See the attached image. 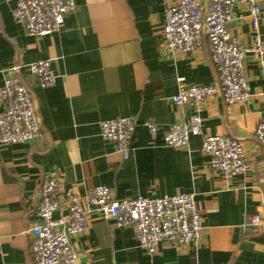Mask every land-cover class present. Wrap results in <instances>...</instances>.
I'll list each match as a JSON object with an SVG mask.
<instances>
[{
	"label": "crops",
	"instance_id": "crops-1",
	"mask_svg": "<svg viewBox=\"0 0 264 264\" xmlns=\"http://www.w3.org/2000/svg\"><path fill=\"white\" fill-rule=\"evenodd\" d=\"M179 1L75 0L76 11L61 32L30 36L13 17L18 0H0V87L10 75L27 86L42 130L33 142L0 143V264H35L30 229L40 223V190L49 176L59 180L62 195L83 197L95 186L110 188L118 200L194 194L204 219L196 244L162 242L150 255L131 226L117 228L93 215L86 232L71 237L78 251L74 264H264V146L254 138L264 120V69L255 55L246 57L250 98L244 104L229 105L217 95L196 107L175 105L179 77L192 85L218 82L206 39L193 53L166 52L165 11ZM259 30L264 41V19ZM231 33L252 44L244 7ZM44 60L57 76L46 88L27 69ZM193 114L202 119V134L184 148L167 146L168 128ZM118 118L138 124L128 159L100 136V123ZM145 121L157 125V134ZM208 135L242 143L246 175L224 176L211 168L202 148Z\"/></svg>",
	"mask_w": 264,
	"mask_h": 264
},
{
	"label": "built area",
	"instance_id": "built-area-1",
	"mask_svg": "<svg viewBox=\"0 0 264 264\" xmlns=\"http://www.w3.org/2000/svg\"><path fill=\"white\" fill-rule=\"evenodd\" d=\"M239 7H244L252 27V44L244 45L231 33ZM75 0H18L13 11L15 21L30 36H46L62 31L65 20L75 13ZM264 19V0H180L165 11L163 36L166 52L193 53L208 42L216 68L218 82L213 85H192L183 77L177 79V93L172 102L177 106H198L206 99L220 95L229 105L244 104L250 98L245 73V59L255 55L264 69V41L260 22ZM50 60L27 65L39 87L55 84ZM14 67L12 71L19 70ZM0 143L17 145L41 138L42 130L35 100L25 84L10 75L0 87ZM142 125L152 134L157 125L145 121ZM138 124L131 118H118L100 123V136L113 144L124 159L131 155V145ZM202 134V119L193 114L187 122L170 126L164 133V143L173 148L188 146L192 136ZM257 144L264 146V120L255 129ZM203 151L210 158L212 169L224 176H244L250 165L245 149L238 140L224 135H208ZM59 214V216H57ZM93 215H102L117 228L131 226L138 244L150 255L162 242L174 245H194L204 229V219L195 195L180 193L160 198L115 199L110 188L95 186L81 197L70 191L62 195L55 177H46L40 190L37 216L40 223L30 229L31 252L35 264H74L78 251L71 237L86 232ZM259 215L252 217L258 225Z\"/></svg>",
	"mask_w": 264,
	"mask_h": 264
}]
</instances>
